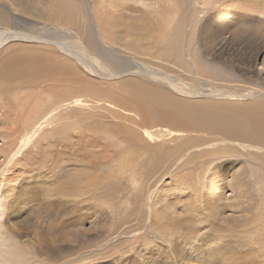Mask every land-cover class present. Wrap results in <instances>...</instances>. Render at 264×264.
I'll use <instances>...</instances> for the list:
<instances>
[{
	"label": "rangeland",
	"instance_id": "obj_1",
	"mask_svg": "<svg viewBox=\"0 0 264 264\" xmlns=\"http://www.w3.org/2000/svg\"><path fill=\"white\" fill-rule=\"evenodd\" d=\"M100 1L103 0H42L33 5L29 0H1L3 6L10 2L16 5L17 15L27 25H24L26 28H13L11 19L2 16L0 7V64L9 60L16 64H34L39 54L44 56L46 64L74 65L82 70L80 74L96 83V87L90 85L89 91L85 90V95L78 94L76 98L71 95L70 102H65L60 96L44 93L42 80L32 81L28 87L27 83L15 82L11 77L0 78L1 228L23 221V224L29 222V228L44 226L42 228L46 229L52 223H68L79 215L85 216V225L78 228L85 226L86 233L76 229L68 237L71 244L69 240H60L59 234H51L55 238L51 246L55 249L45 248L49 252L41 254L36 243L20 237L21 246L31 247L26 255L23 252L29 261L23 264H141L143 251L146 253L144 260L148 261L150 254L163 247L153 236L172 242L155 226L165 221L163 208L178 211L192 206L201 208L213 200L218 208L224 207L223 215L213 225L212 221L195 222V226L199 225L193 231L196 236L191 232L192 239L199 237V241H205L213 236L218 245L230 248L231 255L246 260L245 264H264V170L235 155L201 156V152L217 149L202 146H195L194 163L187 165L189 171L182 168L179 172V168L189 160L191 150L183 151L174 161L167 159L170 170L161 169L165 158L161 156L168 149L201 135L175 131L164 124L140 130L116 119L114 111L120 110L111 104L114 97L138 94L135 87L121 83L129 79L124 69L134 65L132 61L151 67L147 72L139 70L138 75L130 77L149 87L148 95L158 98L185 100L193 97V93L210 95L209 91L224 90L250 97L261 96L264 100V79H260L264 78V71L260 78L258 73L246 71V65L253 64L258 54L261 55L257 64H264V30L236 28L239 30L235 32V28L231 29L225 33L227 48L219 53V44L214 41L210 26L213 10L202 11L197 4L191 7V0H169L170 18L174 14L176 19L172 31L163 26L164 22L162 24L156 14L126 21L110 18L103 7L106 0L104 4ZM235 6L233 1L230 10ZM42 8L44 20L36 19L29 12ZM94 10L101 11L94 15ZM257 12L263 10L257 9ZM257 15L245 10L239 13L246 23ZM257 18L264 24V17ZM79 25L89 27L95 46H98L96 49L87 51L82 47L75 35ZM85 30L86 27L83 34ZM168 32L171 35L167 39ZM101 39L110 54L102 48ZM124 61L130 64L123 66ZM80 64L91 66L95 76L91 77ZM161 71L169 80L158 74ZM58 88L61 91L60 84ZM198 99L200 97L194 100ZM203 99L249 103L216 96ZM134 136L144 145L142 150L136 148L137 152L128 144ZM227 161L232 165L224 166ZM191 168L196 173L194 177H189ZM234 170L240 172L239 175ZM215 171L217 173L213 174ZM234 176L241 181L243 189L240 184L235 186L240 190L227 187L233 183ZM27 183L30 187L25 185ZM48 183L52 189L49 198L44 192ZM37 186L40 192L30 197L27 189ZM84 207L85 212L81 210ZM112 208L118 210L119 219L112 217ZM49 210L62 212L64 216L50 218ZM64 229L72 230L71 227ZM201 234L205 240L201 239ZM222 249L225 251L223 246Z\"/></svg>",
	"mask_w": 264,
	"mask_h": 264
},
{
	"label": "bare ground",
	"instance_id": "obj_2",
	"mask_svg": "<svg viewBox=\"0 0 264 264\" xmlns=\"http://www.w3.org/2000/svg\"><path fill=\"white\" fill-rule=\"evenodd\" d=\"M40 1L42 0H38V1L29 0V2L33 5H37ZM233 1L236 4V6L234 7V9L230 10L232 7ZM106 2H105L106 5L103 7L105 10L108 11L109 17L116 18L119 21L132 20L135 18L137 20V16H147L148 14H156L157 16L156 18L160 20L161 23L164 22V24L162 23L163 26L165 28H168L169 31H172L171 29L173 28V23L176 21L174 14L173 15L171 14L172 16L170 18L169 12H171L170 11L171 8L169 9V7H170L171 2L169 0H108V1L106 0ZM10 3L8 4V6H3V4L1 5V0H0V7H2L1 10L3 14L2 16L3 17L5 16L6 19L8 18L11 19L10 21H11V24L14 26L13 28H18V27L26 28V26H24V25H27L25 20L20 19L21 17L17 15L18 9H16V5L10 4ZM100 3L104 4V0L100 1ZM194 4H197L198 7L201 8V10L205 9L207 12L213 10L212 21L210 23V26L214 32V41H216L217 44H219V47H218L219 53H222L227 48V38H226L227 36H225V33L230 31L231 29L235 28V32L239 30L236 28H241V29L255 28L257 30L259 29L264 30V24L261 23L260 20H258L257 18L258 16L264 17V0H191V7H194ZM178 5H181V4H178ZM166 9L168 10L167 14H166ZM257 9H260V11L263 10V12L258 13ZM244 10L249 11L251 13H257L258 15L251 17L250 22L246 23V19L239 16V13ZM28 11L29 10L26 9V12ZM99 11L101 10H96L94 15H97ZM29 12H31V15H35L36 19L44 20L43 19V14H44L43 8L38 11H29ZM191 13L193 15V12ZM200 13H197V15L199 16ZM183 19H185V17ZM189 19L191 20V18ZM168 20L170 21L168 23H165ZM191 21H194V19ZM215 24H217V27L215 26ZM85 27H86V30H85V33L83 34L82 30ZM88 29H89L88 26L79 25L77 27V30L79 32L75 35L77 39L82 42V47H84L87 51H91V49L93 48L96 49V47L98 46H95V40L92 38L93 36L91 37V32H89L91 30H88ZM81 34L83 35L81 36ZM170 35L171 33L168 32L166 38L168 39V36ZM101 45H102V48L108 50L107 47H105L103 40H102ZM109 50H108V53H109ZM260 55L261 54L256 55V57L253 60V64H249L248 66L246 65V71L250 70L251 72H254V74L258 73L256 75H259V78H260V75L262 74V71H264V64L263 65L257 64ZM15 60H18V58L16 57ZM127 64H130V63H127L126 61H124L122 65L127 67ZM132 64L134 65H131V66L128 65L130 67H127V69H124V71L127 73L125 74V77L128 76L127 78L129 79L126 78L127 80H123V82L121 83L128 87L130 86L135 87L137 89L138 94H133V96H131V94H128L126 98H119V97L113 98V101L111 103L112 107H117L120 110V111L118 110L114 111V116L116 117V119L124 120V122H126L127 124L131 126H135L139 128L140 130H144L145 126H161L164 124L168 126L170 129L175 130V131H182L190 135L191 134L201 135V137L197 139H187L184 142L178 144L175 148L168 149L161 156V157H165L164 160L162 161L163 164H162L161 169L165 167L164 170H170L169 168L171 165L166 162L167 159L171 158L172 161H174L177 157H179V155L183 151H187L188 153L191 150L189 153L190 154L189 160H187L184 163V165H181L179 168V172H181L182 168L188 169L189 171V168L187 167V165L191 166V164L194 163L192 153H193V150L195 149V146H202V147H207V149H211L208 147H212V148L216 147L217 149L201 152L200 153L201 156L205 157V156L211 155L214 157H218L222 155L223 157V155H228V154L235 155L239 157L240 159L243 158L247 162L255 164L257 167L260 166V168L264 170V100L261 96L260 97H250V96H246V94L238 95L236 93H231L230 91L226 92L224 90H217V91L211 92L205 89V91L210 92V95H204V94L199 95V94L193 93L191 94V96L193 95V97L189 99L184 100V99L174 97L173 99L169 98L170 101H168L169 99H163L160 97L158 98V96L154 94L148 95L147 93L150 90L148 89L149 87L143 85L142 83L138 82L136 79L130 77L131 74H133L134 76L138 75L137 72L139 70H143V72H147L146 69L151 70V67L145 66L136 61H132ZM0 65H1L0 66V78L5 77V79H7V77L9 78L11 77L10 79L16 80L15 82L27 83L28 87H31L30 83H32V81L42 80L45 86H43L41 90L44 93L54 95V96L55 95L60 96L59 98H61L62 101H65V102H70L68 98L71 95L74 96L75 98L78 94L85 95V90L89 91L90 85H93L94 87H96V83L90 82L85 77L84 74H80L79 72L80 69L79 68L76 69L74 65L70 66L68 64L60 63L57 66H55L53 64H46L44 62V56L39 55V54L38 55L36 54L34 64L32 63L31 64H20V63L16 64L14 63V60H11V61L9 60V61H6L4 64H0ZM80 66H82V69L85 72H87L91 77L95 76L93 75L95 74L94 71L92 70V68H90L91 66H89L88 64H80ZM133 69H136V70H133ZM158 74L162 76L163 79H168L167 75H165L162 71L159 72ZM195 74L196 75L199 74L198 70H196ZM260 79L263 80L264 78H260ZM59 84H60V87H62L61 91L58 88ZM181 86L183 85L181 84ZM177 88H178V85H177ZM40 93L42 94V92ZM142 94H146V95L142 97ZM212 96H216L219 98L226 97L227 99L228 98L232 100L236 99V100H241V101L249 102V103L236 104L233 102H225V101L217 102L214 100L203 99V98L212 97ZM197 97H200V99L194 100ZM78 102H80V99H78ZM102 103L104 102L102 101ZM111 104H110V107H111ZM133 135H137V134H133ZM134 138L135 139L131 141L132 143H129L130 142L129 141L128 144H131L134 150L136 148L137 150H142L144 148L143 143L140 141L139 138H137V136H134ZM135 152L137 151L135 150ZM225 163L226 164L224 166L232 165V163H229L228 161ZM233 166H234L233 168L236 167V165H233ZM237 166H240V165L237 164ZM154 171H156V169ZM190 172H191V175H189V177L190 176L194 177L196 175V173L192 170V168ZM234 172L237 175H239L240 173L237 170H234ZM216 173L217 172L215 171L213 174H216ZM250 175L251 174H249V176ZM228 176L232 177L230 172H228ZM231 182H233L231 185H227V187L230 189L235 188L237 190L238 189L240 190V187H235L236 184L237 185L240 184L239 186H241V188L243 186L240 183L241 181L239 182L235 176L231 179ZM49 184L50 183H48L47 187L44 189L45 194L48 195L47 198L52 196V189L51 187H49ZM181 184L185 185V183H181ZM25 185L27 186L28 183ZM186 186H189V185L186 184ZM28 187L30 186L28 185ZM27 191H28V195L29 196L31 195L30 197H32L33 195L36 196L37 193L40 192V189L37 186L35 188L31 187L29 188V190L27 189ZM100 195L101 197H104V194H100ZM108 197H110L111 199H114L112 195L110 196L108 194ZM209 198L210 196H208L207 201L209 200ZM213 202L214 200L209 201V204L207 203V206L205 207L199 208L197 206H192L190 208L186 207L187 209L185 208L184 210H181V211H178L176 209H171L169 207L163 208L162 214H163V218L165 221L163 222L160 221L161 223L155 226L163 235H165V237L170 238L172 242L169 243L168 240L163 239L162 237L158 238L157 236H153V240L156 242H159L163 247H158L157 251L160 253L155 252L154 254H150L148 261L144 260L143 256L146 253H144L143 251L142 254L140 255V261L141 262L143 261L141 264H245L246 260L244 261V259L231 255L232 251L230 250V248H227L225 244H221L225 249V251H223L222 246L218 245L215 237L213 236H211L210 239L205 240L203 237L204 234L203 235L201 234L202 235L201 239L205 241H199L200 240L199 237L192 239L193 236L191 235V232L194 233L193 231L196 230V226L199 225V224L198 225L196 224L195 226V222H199L200 220H205L207 222L212 221V225H213V223L216 224L217 218L223 215L222 211H224V207L218 208V206H216V204ZM1 204H2V201L0 200V205ZM49 207L51 208V204ZM102 208L105 209L104 207ZM238 209H240V207ZM81 210L85 212L86 208L85 207L81 208ZM116 210L117 209H114V211L112 212V217H114L115 219H119L120 216L118 217V215H116ZM105 211H109V209L107 210L105 209ZM49 213H50L49 214L50 218L64 216L62 212L54 213V211L52 212V210H49ZM49 215L47 214V219ZM175 215H176V219H174ZM84 217H85L84 215H79L77 216V218H73L72 221L68 223L61 222V221L57 222L56 224L52 223L48 225L46 229L42 228L44 226L42 227L38 226V228H35L34 226H32L29 228V222L28 224H23L24 223L23 221H22L23 223L20 222L19 225L15 224V225H10V226H5L2 228L0 224V264H23L24 263V261L26 260L25 255L29 252L31 247L29 245L21 246L20 237L21 238L27 237L26 240H31V242L36 243L39 249V252L41 254L50 250L47 247L51 246V244L55 240V238H53L51 234H59L60 240H66V241L69 240L70 242L68 243L71 244L72 242L71 238L69 239L68 237L72 235L71 234L72 232L75 233L77 231L76 229H79L78 231H80L81 233H86L85 226L78 228V226H80L81 224L85 225V223L83 222ZM167 217H169L170 219H168ZM224 219L225 218H223L221 221H223ZM66 227H71L72 230L70 231L68 229L69 230L68 231L64 229ZM89 230L91 231V229ZM66 232L68 233L66 234ZM222 234L218 236H222ZM194 236H196L195 233H194ZM228 247H231V246H228ZM45 248H47L48 250H46ZM23 252L25 255L23 254ZM148 253H150V251Z\"/></svg>",
	"mask_w": 264,
	"mask_h": 264
}]
</instances>
